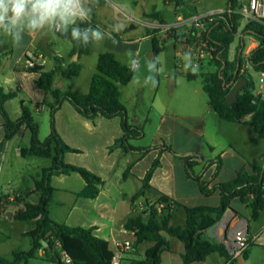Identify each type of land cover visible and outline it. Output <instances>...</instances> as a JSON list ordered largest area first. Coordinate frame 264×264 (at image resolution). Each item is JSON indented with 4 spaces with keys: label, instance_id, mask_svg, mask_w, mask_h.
Here are the masks:
<instances>
[{
    "label": "crops",
    "instance_id": "1",
    "mask_svg": "<svg viewBox=\"0 0 264 264\" xmlns=\"http://www.w3.org/2000/svg\"><path fill=\"white\" fill-rule=\"evenodd\" d=\"M129 3L130 1L127 0H96L94 5H89L93 8L91 22L95 30L98 28L102 33L101 39L93 40L91 53L80 57L82 70L78 76L67 78L63 82H58L59 76L55 79L57 86L62 84L63 90L87 94L91 79L97 70L99 56L107 51L113 52L120 61L135 69L132 81L121 87L120 95L131 122L143 127L145 136L148 125L153 123L157 125L156 140L153 145L157 147L156 149L147 154L136 151L125 153L120 148H111L123 135L121 118L99 117L90 120L80 115L67 101L56 113V128L60 136L68 146L79 150V153H67L66 163L88 169L99 176L104 185L96 198H84L79 193L84 189L85 181L79 174L54 176L52 185L55 192L49 207L50 215L61 224L85 229L93 228L94 234L108 242L113 253L116 251L117 242L135 240V234L127 230L125 225L130 218L135 217L132 200L142 188V180L156 159L159 158L161 164L151 178L148 196L155 198V195H165L180 205L171 213L170 227L185 226L187 215L184 206H218L221 200L219 190L205 195L200 184L187 176L185 162L180 156L198 153L204 157V161L221 158L219 169L218 163H214L207 170L203 169V164L195 168L197 174L201 173L202 180L208 183L210 190H213L216 184L233 181L239 173L254 174L257 169L264 167V138L258 137L254 141L257 135L253 127L222 120L212 110L208 101L207 117L210 116L209 123L213 125L208 133L206 119L185 115L175 108L174 103L177 102L180 88L183 87L185 92L186 86L190 83L198 80L202 82L201 77L194 80L187 79V75L198 67L192 58V53L184 50V44L193 39V25L185 23L184 26L178 27L183 31V35L187 36L180 41L170 37L169 32L165 30L166 26L176 25L181 19L185 20L180 14L182 7L176 8L175 0H163L160 8L158 0H131V5ZM227 3L228 0L225 6L215 7L210 12L225 10ZM154 12H158L166 24H161L155 17H149V14ZM168 12L175 14V24L168 21ZM117 25L120 26L118 32L115 30ZM127 26L131 33L126 32ZM138 26L144 27V33L137 35L133 33V29H137ZM153 29L160 31L158 35L165 43L174 39L177 47L174 53L166 54L165 46L157 56L160 63L156 64L154 70L149 71L147 62L154 58L153 34H151ZM63 40L67 39L61 38L56 33L41 31L22 34V39L15 43L11 36L0 34V93L3 91L15 94L6 102V109L13 120L21 116L23 102L30 104L36 113L48 111L46 107L41 106L45 93L36 84L39 75L29 73L26 69L30 60L42 65L46 71L54 70L56 57L60 58L64 67L75 61V56L71 55L73 46L66 53L60 49ZM98 41L101 43V48L97 49L93 56L94 46ZM256 45L257 42H253L245 54L248 55ZM232 49L231 60L234 58ZM187 53L191 55L186 59ZM163 55H166L165 67L162 61ZM133 61H136L134 66ZM149 76H154L157 80L154 87L147 79ZM192 90L194 92L190 90L183 96L193 101L197 98L199 88ZM256 90L254 92L256 95H264V88L261 85ZM192 93L196 94V98ZM36 105L39 107L35 108ZM155 111L157 116H154ZM187 120L197 123L195 126L189 123V130L200 139L198 144L192 145L189 142L178 148L173 145L172 148L178 156L162 151L160 148L164 145L161 144L164 137L162 126L167 123L179 127ZM27 133L3 143L0 149V194L32 189L33 178L43 168L51 165L50 159L36 162L37 160H31L35 157L23 158L20 155V148H28L30 143V133L29 136ZM49 133L47 129L40 132V139L42 136H48ZM4 137V117L0 113V144L4 141ZM141 141L142 139L131 141V145L135 148H146L140 144ZM29 161L35 163L32 169L28 168ZM39 199L40 195L35 194L28 201L37 203ZM230 207L232 211L228 212L225 223L215 230L218 238L212 239L206 233L207 237L211 241L224 243L223 231L229 222L230 233L244 231L249 242L247 256L236 258L234 264H264V209L257 220H252L251 208L238 198L231 201ZM15 209L16 207L7 211L12 212V217L9 218L7 215L0 217V255L6 258H11L15 250L27 252L32 248V240H28L30 237L25 234L35 228L36 222L28 221V226H24L22 223L25 222L13 220ZM16 223L21 225L19 230H11ZM146 242L149 244L143 249L142 246ZM146 242L137 246L135 252L133 249L125 254L122 264H130L134 259L144 258L147 249L153 245L152 242ZM169 242L170 250L162 253L160 264H184L185 245L176 237H171ZM29 264L55 263L47 261L45 251L41 249ZM192 264H228V260L219 253H212L204 261Z\"/></svg>",
    "mask_w": 264,
    "mask_h": 264
},
{
    "label": "trees",
    "instance_id": "2",
    "mask_svg": "<svg viewBox=\"0 0 264 264\" xmlns=\"http://www.w3.org/2000/svg\"><path fill=\"white\" fill-rule=\"evenodd\" d=\"M175 2L176 8L181 6V0H175ZM240 8V0H228L226 11L222 16L204 22V30H193V38L209 47V60L216 70L207 74L192 72L187 75V79L194 80L201 77L203 90L208 96L212 110L226 122L243 123L253 127L257 135L253 140L256 141L258 137L264 138V95L254 93L255 84L252 72L258 75L264 73V20L263 22L251 20L243 24V17L235 12ZM149 17H155L161 24H166L158 12L149 14ZM75 26L81 30L89 28L95 30L91 21L90 23L78 22ZM175 31L176 29H172L169 33L170 37L175 40L180 41L187 37L186 35L176 36L174 35ZM159 32L158 29L151 30L153 57H157L165 49V41L160 39ZM239 33L241 37L235 56L231 60V48ZM56 34L72 43L71 55L72 57L78 56V60L72 61L64 67L60 58L56 57V66L52 71H46L42 65L30 60L32 65L28 64L26 69L29 73L39 75L36 84L45 93L41 106L46 107L49 111V135L44 140L40 139V125L33 116L34 110L30 104L23 102L21 116L13 120L6 109V102L15 94L3 91L0 93V113L4 117L5 130L4 141L0 144V149L3 143L16 137H22L28 131L30 143L28 148H20V155L23 158L35 157L51 160V165L43 168L33 178L32 189L13 194H0V217L6 216L7 211L16 207L13 211V220L36 222L35 228L25 234L32 240L30 251L15 250L12 252L11 258L0 255V264H29L41 249L45 251L46 260L55 264H65L62 260V251L70 258L71 264H111L114 253L110 250L108 242L94 234L93 228L85 229L61 224L50 215L49 207L55 192L52 185L54 176L79 174L85 181V187L79 193L84 198H96L104 185L103 180L88 169L68 164L65 161L67 153H79V150L68 146L56 128V113L64 102H69L80 115L90 120L99 117L121 118L123 135L115 141L112 149L120 148L125 153L136 151L147 154L157 148H135L131 145V141L143 139L145 131L143 127L131 122L128 111L120 100V95L121 87L132 81L135 69L120 61L113 52L107 51L99 56L89 93L78 94L63 90L55 83L56 77L59 76L58 82H63L65 79L76 77L81 73L82 64L79 59L81 56L91 53L93 39L89 38L86 42L82 39L73 41L71 27L68 29L66 37L59 32ZM246 36L257 41V45L248 55L245 54ZM246 65L248 68L244 69ZM241 77H244L247 83L239 93L237 102L228 104L226 97ZM38 107L39 105L35 106V108ZM246 118L247 120H245ZM160 148L162 151H168L178 156L170 145L164 144ZM180 157L185 162L187 176L200 184L205 195L219 190L220 204L218 206H184L187 215L184 227L169 226L172 212L168 208L164 209L163 213L157 214L154 206L149 217L130 218L125 227L129 231H135L134 252L137 250V246L143 242L153 243L145 252L144 258L134 259L130 264H160L162 253L170 250V242L160 234L162 230H166L171 237L178 238L185 245L184 264L204 261L212 253H219L227 260H231V255L225 244L211 241L206 235L207 229L222 218L233 199L238 198L251 208L252 220H257L264 209V167L257 169L254 174L239 173L233 181L216 184L213 190H210L208 183L202 180L201 173L197 174L195 168L203 164V169L207 170L214 163H218L219 169L221 158L204 161V157L198 153ZM160 164L158 158L148 170L142 180V188L132 200L133 204L140 196H148L151 178ZM35 194L40 195L39 201L37 203L28 201ZM154 197L158 198V202L166 204L172 202L175 208L180 206L165 195H155ZM20 205L21 207H19ZM58 248L59 250H57ZM243 256H247V250ZM229 264H234V260H231Z\"/></svg>",
    "mask_w": 264,
    "mask_h": 264
},
{
    "label": "rangeland",
    "instance_id": "3",
    "mask_svg": "<svg viewBox=\"0 0 264 264\" xmlns=\"http://www.w3.org/2000/svg\"><path fill=\"white\" fill-rule=\"evenodd\" d=\"M127 1L128 2L130 1L129 4L131 5V0H127ZM225 2H226V0H181V6L180 7H182V10H181L180 14L185 19V21L186 20L190 21L191 19H193L197 16H200V15H203L206 13H210V10L215 8V7L225 6L226 5ZM158 3H159L158 7L159 8L162 7L163 0H158ZM111 10H112V12L114 11L113 6H111ZM168 13H169L168 21L172 22V24H175L176 23L175 14L170 13V12H168ZM242 23L245 24V23H247V21L243 20ZM188 24H191V23H188ZM194 29L203 30L202 28H198V27H195L193 25V30ZM144 30H145L144 27L138 26L137 29H133V33L136 35L142 34V33H144ZM117 32H118V30H117ZM126 32L131 33L129 26H127ZM166 32L171 33L170 31H166ZM192 33H193V31H192ZM174 35L182 36L183 31L181 29L176 28ZM240 37H241V34L239 33L236 36L234 44L232 45V48H233L232 49V57L235 56ZM245 40L247 42V47H246L245 51L252 46L253 42H257L254 38L247 37V36L245 37ZM99 42L100 41L96 42V44L94 46L93 56L96 54V50L101 48V43H99ZM200 43L201 42L197 41L196 38L190 39L189 42L184 44V50L192 53V58H193L194 54H196V52H198V50H199ZM165 46H166V50H167L166 54H169L171 52L172 53L175 52V47H177V44H176L174 39H170L169 41H167L165 43ZM71 48H72V43L70 41H67V40L61 41L60 49H62V51L64 53L69 51ZM165 56L166 55L162 56V61H163L164 67H165V63H166ZM193 60L196 61V58H193ZM215 70H216L215 66L210 62L209 55H207L206 57L199 60L198 67L194 69V72H201L203 74H207V73H213V72H215ZM259 78H260V76L258 74L253 73V81H254L256 88H258V89H259V85H261L259 82ZM190 84L187 85V83H186L187 86H186L185 92L183 90V87L178 90V92H180V93H177L179 96L177 98V102L174 103V106L181 113H183L185 115L199 116L202 119H206L207 120L206 131H208V133H209L211 131V128L213 125L209 123V117L210 116L208 115L209 117H207V106H208L207 104L209 101L208 96L202 90L201 80H198V81L192 83L191 85ZM197 87L199 88V93L197 94V98L195 97L196 94L192 93L194 95V98H196L193 101L191 98L183 96L185 93L188 94L190 92V90H191V92H194V90H192V88L196 89ZM256 88H255V91H257ZM175 99H176V97H175ZM157 104L158 103H156V105ZM33 115L35 116L37 122L40 125V132H44L45 129L50 131L49 111L45 110V111H42L40 113H36L33 111ZM154 116H157L156 111L154 112ZM189 123H192V125H194V126L197 125V123H195V121H191V120L190 121L187 120V122L185 124H181L179 127L177 125H172V124L169 125L167 123L164 124L162 126V130H163L162 133L164 134V137L162 138L161 144L164 143L166 145H171V146L175 145L176 148L181 147L183 145H186L189 142H191L192 145L198 144L200 139L198 137L194 136V134L189 130ZM156 127H157L156 123H153V124H150L147 126L146 136H144V138L140 142L141 145H143L144 147H153V145H155ZM28 133H27V135L29 136ZM46 137L42 136L41 139H45ZM31 160H37L36 162H41V160H46V159L32 158ZM33 162L34 161H29L28 168L32 169L34 167L35 163H33ZM22 224L24 226H28L29 223L25 222ZM20 226L21 225H19V223H16L15 226L13 225V227H11V230L16 229V231H17V230H19ZM28 240H31V238ZM148 244L149 243H147V242L144 243L142 248L144 249Z\"/></svg>",
    "mask_w": 264,
    "mask_h": 264
},
{
    "label": "clouds",
    "instance_id": "4",
    "mask_svg": "<svg viewBox=\"0 0 264 264\" xmlns=\"http://www.w3.org/2000/svg\"><path fill=\"white\" fill-rule=\"evenodd\" d=\"M96 0H0V34L11 36L15 43L22 39V34L38 33L41 31L59 32L66 37L71 27L73 41H87L101 39L102 33L91 28L81 30L77 23H90ZM119 25L115 30H119ZM115 43V41H113ZM186 59L190 53L185 54ZM160 63L159 57L148 60L149 71ZM190 63V60H189ZM136 61H133V66ZM147 79L154 87L157 80L154 76Z\"/></svg>",
    "mask_w": 264,
    "mask_h": 264
},
{
    "label": "built area",
    "instance_id": "5",
    "mask_svg": "<svg viewBox=\"0 0 264 264\" xmlns=\"http://www.w3.org/2000/svg\"><path fill=\"white\" fill-rule=\"evenodd\" d=\"M241 8L236 10L238 14L243 17V20L246 21H260L263 22L264 20V0H240ZM226 9L219 12H210L200 16H197L191 19L189 22L185 20H179L178 24L173 26H166V31H171L172 29H176L179 26H184V24L191 23L195 27L205 29L204 22L212 21L214 18L222 16L225 13ZM185 21V22H184ZM210 55V50L207 44L201 42L198 52L194 54L193 58H196V63L199 64V60ZM31 66L32 63L29 62ZM248 66L246 65L244 69H247ZM259 82L261 87L264 88V73L260 75ZM14 192L12 191L11 194ZM155 206L157 214L163 213V210L168 208L170 212L175 209V205L171 202L166 204L164 202H158V198H152L150 196H140L138 199L135 200L133 204V212L135 217H144L147 218L153 211V207ZM134 217V218H135ZM135 234V231H131ZM58 244V243H57ZM224 244L231 255V260H235L243 256L244 252L249 247L248 239L244 233V231H238L234 235H232L229 239L224 241ZM59 246V244H58ZM134 243L130 240H124L117 242L116 244V251L113 255L111 264H122L124 259V255L128 252H131L134 249ZM63 262L65 264H71L70 258L66 255L65 252L62 251ZM228 260V264L231 262Z\"/></svg>",
    "mask_w": 264,
    "mask_h": 264
},
{
    "label": "water",
    "instance_id": "6",
    "mask_svg": "<svg viewBox=\"0 0 264 264\" xmlns=\"http://www.w3.org/2000/svg\"><path fill=\"white\" fill-rule=\"evenodd\" d=\"M78 59V56H75L74 60L76 61ZM247 80L244 77H241L236 83L235 85L232 87V89L230 90L229 94L226 97V102L228 104H234L237 102L238 100V95L241 92V90L243 89V87L246 85ZM59 87H62V84L58 85ZM232 211V208L229 206L224 215L222 216V218L220 220H218L215 224H213L212 226H210L206 233L207 235L212 238H218L217 235L215 234V230L216 228L220 227L222 224L225 223V219L226 216L228 214V212ZM6 215L10 218L12 217V212H6ZM227 227L226 229L223 231V239H229L232 235H234L236 232H231L229 231V222L227 223ZM161 236H163L164 238H166L168 241H170L171 239V235L166 231V230H162L160 231Z\"/></svg>",
    "mask_w": 264,
    "mask_h": 264
}]
</instances>
